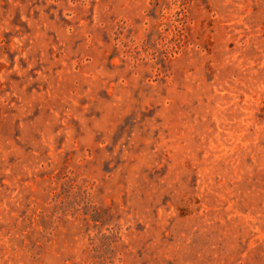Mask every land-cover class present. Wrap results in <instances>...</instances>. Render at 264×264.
I'll return each mask as SVG.
<instances>
[{
	"label": "rangeland",
	"instance_id": "1",
	"mask_svg": "<svg viewBox=\"0 0 264 264\" xmlns=\"http://www.w3.org/2000/svg\"><path fill=\"white\" fill-rule=\"evenodd\" d=\"M0 264H264V0H0Z\"/></svg>",
	"mask_w": 264,
	"mask_h": 264
}]
</instances>
